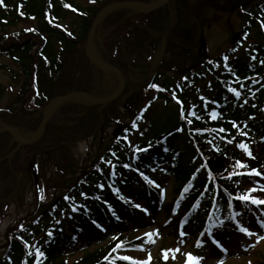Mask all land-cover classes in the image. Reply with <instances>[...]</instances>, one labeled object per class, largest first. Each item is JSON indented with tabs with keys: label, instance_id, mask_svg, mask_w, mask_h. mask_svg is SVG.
Wrapping results in <instances>:
<instances>
[{
	"label": "trees",
	"instance_id": "trees-1",
	"mask_svg": "<svg viewBox=\"0 0 264 264\" xmlns=\"http://www.w3.org/2000/svg\"><path fill=\"white\" fill-rule=\"evenodd\" d=\"M155 1L95 0L92 5L82 7L74 0H3L0 4V57L9 58L20 67L23 84L13 105L0 110L1 122L24 136L32 135L38 132L43 110L52 100L72 93L98 94L95 86L103 74L86 55L89 33L97 15L111 5ZM183 1L187 0H171L163 9L148 14L122 10L104 21L99 38L106 59L126 78L124 95L112 105L122 104L126 99L138 103L135 93L143 95L144 105L134 111L127 125L118 129L109 141L112 144L97 156L82 177L67 184L66 192L43 207L23 231L20 228L10 233L0 264H63L59 258L65 250L85 244L84 232L102 237L114 227L124 225V213L133 208L124 193L128 198L142 196L133 192L137 185H144L142 194L150 203L160 204L159 190L144 177L136 179L138 172L151 175L157 170L179 181L177 198L167 209L170 229L176 239L179 222L202 226L212 207L223 214L251 212L249 203L234 197L245 193L241 188L243 180L259 177L234 173L252 169L264 173V64H261L264 61V0H230L233 8L241 1L238 5L242 17L240 43L255 34L258 39L255 47L240 49L236 44L224 58L199 63L190 74L175 80L161 73L168 63L161 59L163 41L165 39L168 44L181 18L179 9L183 11L186 7ZM164 12L169 16L160 27L153 20L157 15L163 17ZM27 23L35 25L10 32ZM140 31L144 37L135 34ZM136 46L153 48L154 60L150 61L155 65H151L144 53L150 66L133 69L125 58L128 50ZM0 69L11 71V67L1 62ZM135 77L142 78L145 83L137 84L139 81ZM230 88L241 93L239 99ZM3 95L4 87L0 85V100ZM175 97L182 100L175 121L171 126L154 131L150 138H144L154 104H174ZM105 109L75 103L65 105L47 126L43 138L33 145L49 149L39 147L32 154H29L32 146L14 152L17 143L13 137L1 134L0 198L3 202L0 211L18 189L20 170L25 172L28 168L27 173L35 180L37 172L41 171L36 161L43 163L45 156L59 148L96 138L107 123ZM213 112L215 118L211 115ZM169 133L162 143L157 142L161 135ZM132 138L135 143L129 145ZM242 141L248 145L252 158L239 147ZM137 148L147 151H136ZM238 160L248 168L240 169L236 165ZM155 180L159 184V180ZM74 207L78 217L73 218L67 228L63 227L61 218L69 216ZM117 244L77 264H110L111 260L123 264L114 251ZM37 248L43 257L36 255Z\"/></svg>",
	"mask_w": 264,
	"mask_h": 264
},
{
	"label": "rangeland",
	"instance_id": "rangeland-1",
	"mask_svg": "<svg viewBox=\"0 0 264 264\" xmlns=\"http://www.w3.org/2000/svg\"><path fill=\"white\" fill-rule=\"evenodd\" d=\"M74 1L82 7H87L93 3V0ZM240 2L234 4L235 8H233V5L230 6V0H187L186 3L183 1L186 7L183 11L179 9L181 18L179 22L177 21V28L172 32L164 56L161 59V61L165 59L168 62L161 73L179 80L184 75L190 74V71L195 69L194 66H198L199 63H208L229 53L234 47L232 42L240 38L239 34L242 31L241 8H238ZM166 13L162 14L163 17L157 15L153 22H157L160 27L163 26L169 16ZM29 25L34 26L35 24L27 23L21 25L18 29H10V32L22 31L25 27H31ZM135 34L144 37L143 31ZM256 43H258V39L255 34H252L244 48ZM94 52L99 58L104 59L100 46L96 45ZM144 53L151 63L154 60L153 48L145 49L142 46L133 47L132 51L130 48L125 60L127 59L133 69H145L150 65ZM0 62L11 67V71L0 69V85L4 87V95L0 100L1 110L13 105L14 102L12 103V101L17 97L19 89L22 87L23 76L20 67L9 58L0 57ZM151 65H155V62ZM106 75L105 80L100 79V82H98L101 85L100 87L103 88V91L99 94L102 98L111 96L119 86L118 79L114 75L108 72ZM135 78L136 81H139L137 84L145 83L142 78ZM135 95L139 98L136 104L132 102L133 100L126 99L122 104L112 105L103 110L104 120L107 123L103 125L102 133L96 138L91 137L74 143L71 147L59 148L55 153L53 152L54 154L45 156L43 163L36 161L41 167V171L37 172L39 175L35 180L27 173L28 168L26 171L24 170L25 172L20 170L19 177L21 178L18 189L0 211V259L6 250L10 233L20 229L21 226H27L31 219L38 216L43 207L60 198L66 192L67 184L69 185L75 179L82 177L86 169H89L95 162L97 156L108 145L112 144L109 141L118 129L131 121L134 111L141 109L145 98H142L143 95L139 93H135ZM129 98L131 99V97ZM141 99L143 100L141 101ZM151 111L150 119L152 121L146 127L144 135L146 139L150 138L154 131L165 128L167 125L171 126L176 119L177 107L173 104L166 105L160 102L154 104ZM132 140L135 142L133 138ZM41 146L44 145L32 146L29 154L36 153L39 147L49 149L47 146ZM160 181L163 203L169 204L175 198L176 187L179 183L176 182L174 177L166 174L160 175ZM261 184H264V180ZM255 186L249 181L244 183V188L247 191ZM140 190V188H137L136 192H140ZM38 191H40V194ZM46 193L48 195H45ZM253 196L264 198V194L259 192L253 193ZM132 201L135 202L134 211L126 214V223L122 228L116 227L110 235L106 234L102 237L84 232L85 244H78L65 250L64 255L59 258V262L77 264L91 254L105 252L114 241L123 238L124 241L129 243V246L123 248L120 254L132 257L133 260L139 262L149 263L148 257L151 254L150 264H186V254L192 253L194 256L203 258L199 264H264V240L257 242L259 237L264 236V227H261V224L264 223V207H259L246 218L238 216L224 218L212 226L211 237L219 241L224 249L221 251V248L216 247L212 240L211 245L199 249L197 247L198 237L195 238V236L189 234H184L185 237H181L177 245L169 247V239L165 240V238H169V229L166 226L167 213L164 208L147 205L143 198L132 199ZM71 221L72 219L67 216L62 224L67 228ZM238 224L256 235H245L239 231ZM66 232L69 233L67 229ZM145 233H153L151 239L155 242L149 243V238ZM207 240L205 239V241ZM140 241L143 242L130 246ZM140 248L144 250H137ZM177 248L180 251L175 253L176 258H172L173 254L170 251L169 258L165 262L163 253Z\"/></svg>",
	"mask_w": 264,
	"mask_h": 264
},
{
	"label": "water",
	"instance_id": "water-1",
	"mask_svg": "<svg viewBox=\"0 0 264 264\" xmlns=\"http://www.w3.org/2000/svg\"><path fill=\"white\" fill-rule=\"evenodd\" d=\"M169 1L170 0H159L153 4H142V3L116 4V5H112V6L105 8L96 17V19L92 25V28L90 30V33H89L88 45L86 48V55H87L88 59L90 60V62L95 67H97L101 70L113 73L118 77L119 88L114 95H112L111 97L106 98V99H99V98H96V97L91 96L89 94L74 93V94L68 95L66 97L56 99L45 107L42 124L39 128V131L34 136L29 137V138H24L21 136V134L17 130H15L11 127H7L6 125H3L2 129H0V134H2V133L12 134L13 137L15 138V140L20 143V146L32 145V144H35L36 142H38L43 137L45 130H46V127H47L49 121L51 120L53 113L55 112V110L57 108H59L64 103L72 102V101H83V102H88L89 104L95 105V106H104V105L110 104L111 102H113L117 98H119L121 96V94L123 93L124 88H125V79H124L123 75L121 74V72L117 68H115V67H113L107 63L99 61L92 52V48L94 46L95 38H96V34H97L98 30L101 28V26H102L103 22L106 20V18L118 10L133 9V10H138V11H142V12H154V11H157V10L163 8L164 6H166L169 3Z\"/></svg>",
	"mask_w": 264,
	"mask_h": 264
},
{
	"label": "snow or ice",
	"instance_id": "snow-or-ice-1",
	"mask_svg": "<svg viewBox=\"0 0 264 264\" xmlns=\"http://www.w3.org/2000/svg\"><path fill=\"white\" fill-rule=\"evenodd\" d=\"M93 2H95V0H93ZM3 3V0H0V4ZM262 27H264V23H262ZM253 59H255V57H253ZM261 64H264V61H261ZM229 71H231V69H229ZM231 92L234 93V95L236 96L237 99L240 98V95L241 93L239 91H237L235 88H230L229 89ZM213 116V118H215L216 116V113H212L211 114ZM233 124V127L236 126V123L235 121H232L231 122ZM221 131H223V129H221ZM244 135H246V133H244ZM239 147L244 150L245 152L248 153L249 157H251V152L249 151L248 149V145L246 144H240ZM136 151H147V149H139L137 148ZM106 163H111L110 161H105ZM236 165L240 168V169H245V168H248V165L240 162L239 160L236 161ZM124 167H129V165H124ZM234 175H240V176H248V177H259L260 180H264V173L260 172L258 169H252L251 171H248V172H240V173H234ZM145 179H147L145 177ZM256 186L255 187H252L247 193H244V194H237L234 199L242 202V203H250L252 205H255L256 207L259 208L260 205H264V198H260L259 196H253V193H256V192H259L261 194H264V184H261L259 182V180L257 181H254L253 182ZM103 187V186H101ZM87 198V197H85ZM66 199H69L68 197H66ZM98 199V197H97ZM82 207V206H81ZM137 207H139V205H137ZM77 209L74 207L73 208V211H76ZM57 223H59V221H57ZM261 227H264V223L261 224ZM238 229L239 231L243 232L245 235H248V236H254L256 235L254 232H250L247 228L243 227V226H239L238 224ZM23 226H21V231H23ZM155 232V230H154ZM52 232H48V235L49 237L52 236ZM158 234V233H157ZM146 236H148V242L149 243H154L155 241L151 239L153 233H145ZM181 235L183 236L184 234L181 233ZM209 236L211 237V233H209ZM139 239V238H138ZM259 240H264V236H261L258 238L257 242H259ZM212 242L215 243L217 245V247L221 248V251H223L224 249L222 248V246L219 244V241H217L214 237L212 238ZM201 244L198 242L197 243V247H200ZM125 246L123 244V242L119 243L116 247V249H114V251L117 253L118 255V258L122 261H128L130 262V264H145V262H139V261H135L133 260L132 257H129V256H125V255H119V250L120 249H123ZM139 251H143L144 249L143 248H140V249H137ZM172 252V258L175 259V253H178L180 251L179 248L175 249V250H168V251H165L163 253V256H164V260L165 262L168 260L169 258V252ZM31 254V253H30ZM36 255L38 257H43V253L40 252V250L37 248L36 249ZM152 257H151V254H149V257H148V262L150 264V261H151ZM203 259L202 257H198V256H194L192 253H187L186 254V264H199L200 260ZM110 264H115V261L114 260H111L110 261Z\"/></svg>",
	"mask_w": 264,
	"mask_h": 264
}]
</instances>
